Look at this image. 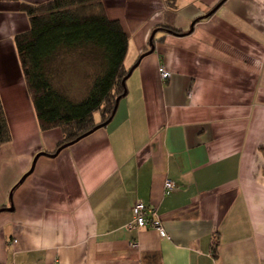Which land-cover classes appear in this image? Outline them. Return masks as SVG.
Instances as JSON below:
<instances>
[{"label": "crops", "instance_id": "crops-1", "mask_svg": "<svg viewBox=\"0 0 264 264\" xmlns=\"http://www.w3.org/2000/svg\"><path fill=\"white\" fill-rule=\"evenodd\" d=\"M48 1L0 0V264H264V0H101L137 66L111 122L55 156L14 42L20 4ZM138 202L165 238L128 227Z\"/></svg>", "mask_w": 264, "mask_h": 264}, {"label": "trees", "instance_id": "trees-1", "mask_svg": "<svg viewBox=\"0 0 264 264\" xmlns=\"http://www.w3.org/2000/svg\"><path fill=\"white\" fill-rule=\"evenodd\" d=\"M173 1L167 0V5ZM20 10L28 19L29 30L17 35L14 42L39 129H57L62 134L61 142L49 154L55 156L111 122L126 96V81L137 62L126 69L127 35L118 21L107 18L101 0L21 3ZM161 29L171 35H183L169 27ZM67 54H78L91 65L90 87L80 101L70 99L52 81L54 64ZM10 141L0 99V149ZM215 245H211L214 259Z\"/></svg>", "mask_w": 264, "mask_h": 264}, {"label": "rangeland", "instance_id": "rangeland-1", "mask_svg": "<svg viewBox=\"0 0 264 264\" xmlns=\"http://www.w3.org/2000/svg\"><path fill=\"white\" fill-rule=\"evenodd\" d=\"M58 64V65H57ZM52 81L70 99L80 101L90 87L91 65L85 63L78 54L65 55L54 64Z\"/></svg>", "mask_w": 264, "mask_h": 264}, {"label": "built area", "instance_id": "built-area-1", "mask_svg": "<svg viewBox=\"0 0 264 264\" xmlns=\"http://www.w3.org/2000/svg\"><path fill=\"white\" fill-rule=\"evenodd\" d=\"M158 74L162 82H166L170 79L171 74L167 72L163 67H159ZM178 187L174 182L166 180L164 182V194L169 195L177 191ZM130 229H150L155 231L160 238H165L166 234L162 225L153 209L145 206L142 203H135L132 208V221L128 226Z\"/></svg>", "mask_w": 264, "mask_h": 264}]
</instances>
